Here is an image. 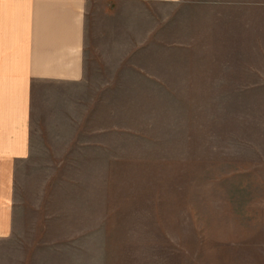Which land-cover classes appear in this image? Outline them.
I'll use <instances>...</instances> for the list:
<instances>
[{
    "label": "rangeland",
    "instance_id": "374dc122",
    "mask_svg": "<svg viewBox=\"0 0 264 264\" xmlns=\"http://www.w3.org/2000/svg\"><path fill=\"white\" fill-rule=\"evenodd\" d=\"M116 6L107 3L113 20L131 13ZM145 6L142 32L161 42L107 59V91H91L95 107H80L74 139L37 146L18 206L54 227L49 236L94 228L99 258L264 259V11L241 19L228 46L193 42L170 67L168 21L179 11Z\"/></svg>",
    "mask_w": 264,
    "mask_h": 264
},
{
    "label": "crops",
    "instance_id": "0c3cea01",
    "mask_svg": "<svg viewBox=\"0 0 264 264\" xmlns=\"http://www.w3.org/2000/svg\"><path fill=\"white\" fill-rule=\"evenodd\" d=\"M109 1L0 0V264H139L137 258L96 257L91 227L59 226L49 236L54 227L33 225V211L19 208L17 184L31 175L45 138L74 139L80 107L93 109L91 91H107V59L138 58L144 43L161 42L142 32L145 5L179 11L168 21L170 67L175 58L183 64L193 42L228 46L226 36L241 19L264 11V0H113L117 9L131 10L113 20ZM97 6L106 11L98 20ZM150 264L210 262L168 255Z\"/></svg>",
    "mask_w": 264,
    "mask_h": 264
}]
</instances>
